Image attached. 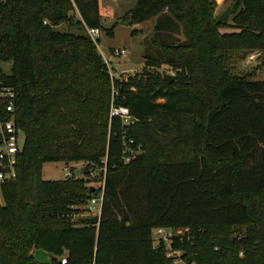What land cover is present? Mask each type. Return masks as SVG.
<instances>
[{"label": "trees", "instance_id": "1", "mask_svg": "<svg viewBox=\"0 0 264 264\" xmlns=\"http://www.w3.org/2000/svg\"><path fill=\"white\" fill-rule=\"evenodd\" d=\"M216 1L129 0L119 15L155 19L144 58L173 70L169 83L159 72L114 78L88 35L127 0H0V61L11 63L0 83L17 92L25 135L18 178L0 188V264H45L36 249L49 264H174L157 227L183 231L171 246L189 262L264 264V80L225 64L229 50H264V0L219 15ZM130 139L144 153L126 163ZM60 161L87 166L44 179L43 165ZM94 168L100 215L74 220L100 193Z\"/></svg>", "mask_w": 264, "mask_h": 264}, {"label": "rangeland", "instance_id": "2", "mask_svg": "<svg viewBox=\"0 0 264 264\" xmlns=\"http://www.w3.org/2000/svg\"><path fill=\"white\" fill-rule=\"evenodd\" d=\"M108 5H114L113 0H109ZM124 1V0H122ZM105 0H101L102 5ZM217 14H221L228 9H232L234 0H217ZM132 7L131 2L127 0V4L124 10H114L111 16L106 17L102 20V28L99 37V46L97 51L102 56L103 61L106 63V59L109 61L107 64L111 76L119 80L128 79H141L145 72H159L161 74L175 72L169 69L166 65H162L159 68H153L146 66L145 54V43L146 39H150L154 33L155 19L151 18L141 23L131 22L130 24H123L124 17L119 15L128 12ZM77 14L73 13L71 17ZM229 22H232V16L229 17ZM58 30L66 31L70 30V26L65 23L56 27ZM74 31H78L77 28H73ZM80 31H84L80 28ZM224 31L234 32L237 29L229 27ZM149 43V42H147ZM150 44V43H149ZM126 49V53L120 56L113 55V51L116 49ZM228 58L225 61L226 67L229 73L234 77H243L252 81H263L264 80V50L247 51L243 49L229 50L226 52ZM106 58V59H105ZM0 67L5 71L9 72L11 68L10 62L0 61ZM132 140V139H130ZM128 142V141H127ZM129 143V148L133 154L144 153L143 145H137L132 147V143ZM127 143V144H128ZM87 166L86 162H48L43 165V178L46 180L53 179H65L77 171H80L81 175L84 168ZM93 173L88 181V185L100 188L102 181L100 180V171L92 169ZM71 175H68L67 173ZM79 211L75 212L74 220H80L95 216L92 212L88 211L87 205L79 207ZM246 228L243 227L239 230V234H244Z\"/></svg>", "mask_w": 264, "mask_h": 264}, {"label": "built area", "instance_id": "3", "mask_svg": "<svg viewBox=\"0 0 264 264\" xmlns=\"http://www.w3.org/2000/svg\"><path fill=\"white\" fill-rule=\"evenodd\" d=\"M87 33L91 39L99 46V37L101 29L99 27H87ZM126 53V49H116L113 55L120 56ZM106 59V58H105ZM106 63L109 61L106 59ZM17 92L14 86L0 83V188L7 182H13L18 178V159L22 153L25 144V135L22 129L16 123V102ZM112 114L120 115L124 120L134 122L129 114V110L125 107L112 108ZM129 142L133 143V140ZM126 163L131 162L136 157L129 148L125 146ZM68 175H71L69 172ZM100 193L93 197L87 204L88 211L94 215H100L103 197H104V181H102ZM182 230L173 231L165 227H157L153 230V240L155 244L163 240L167 248V256L172 259L174 264H196L182 258L180 251L174 250L171 246L173 235L182 234ZM66 262V258L62 259Z\"/></svg>", "mask_w": 264, "mask_h": 264}, {"label": "water", "instance_id": "4", "mask_svg": "<svg viewBox=\"0 0 264 264\" xmlns=\"http://www.w3.org/2000/svg\"><path fill=\"white\" fill-rule=\"evenodd\" d=\"M123 24H130L131 23V17L130 15H127L124 18V21H121ZM165 78L169 83H172L175 79H176V74H172V73H165ZM80 171H77L75 173L76 176H79ZM34 256L35 258L41 262V263H45V264H49L52 262L53 259V255L44 250V249H36L34 251Z\"/></svg>", "mask_w": 264, "mask_h": 264}]
</instances>
